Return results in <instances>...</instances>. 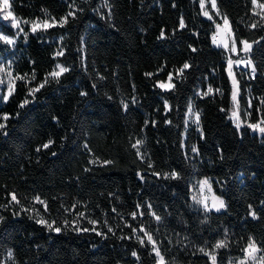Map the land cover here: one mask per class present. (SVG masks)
<instances>
[{
    "label": "trees",
    "instance_id": "trees-1",
    "mask_svg": "<svg viewBox=\"0 0 264 264\" xmlns=\"http://www.w3.org/2000/svg\"><path fill=\"white\" fill-rule=\"evenodd\" d=\"M10 5L23 31L0 20V29L15 36L13 45L0 41V64L15 78L7 101L0 85V122L3 113L11 114L0 130V264H155L141 223L166 264H211L201 247L217 255V264H231L244 256L251 238L264 251V134L246 125L237 129L231 118L229 53L212 43L219 18L209 3L205 9L212 20L203 15L199 0H10ZM217 6L238 41L264 36V18L252 12L251 0H217ZM69 12L76 16L62 26L30 30L36 18L59 20ZM253 23L256 28L250 27ZM190 45L197 50L192 52ZM60 50L63 56L53 55ZM262 57L264 41L253 45L254 77L236 73L241 115L249 110L252 122L264 115ZM185 61L191 67L180 76L176 70ZM59 63L70 70L59 82L48 77L43 88L30 94ZM169 72L176 88L160 89L156 81L167 82ZM209 86L212 93L197 95ZM24 99L29 103L21 108ZM191 102L200 113L199 127L185 123ZM49 139L54 143L37 152ZM136 139L144 141L138 146L143 160L131 147ZM193 146L198 153L191 151ZM173 171L179 176L164 175ZM204 177L211 179L226 208L205 212L196 207L193 187ZM13 192L19 204L11 200ZM36 195L47 202V211ZM30 209L55 219V226L64 219L69 225L60 233L50 231ZM91 219L100 223L91 225ZM76 227L104 232L112 227L115 235L105 238ZM137 234L144 236L143 245ZM219 240L226 247L216 249Z\"/></svg>",
    "mask_w": 264,
    "mask_h": 264
},
{
    "label": "snow or ice",
    "instance_id": "snow-or-ice-1",
    "mask_svg": "<svg viewBox=\"0 0 264 264\" xmlns=\"http://www.w3.org/2000/svg\"><path fill=\"white\" fill-rule=\"evenodd\" d=\"M206 2H207V0H199V5H200V8L203 9V15L205 17H208L209 20H212L213 19L212 15L209 13V11L207 9H205ZM251 3L253 5L252 12L257 14V15H260L262 18H264V3H260V0H251ZM211 7L216 10V15L217 16H221L220 9L217 6V0H211ZM10 8H11V5L9 3V0H2V2H0V9L7 10V9H10ZM257 8L260 9L259 12H257ZM80 11H83V9H80ZM69 16L74 18L76 16V13L75 12H69L67 15H65L64 17H61L59 20H56V18H54V17L51 19V21L50 20L41 21L39 18H36V20L31 22L30 30L33 33H35L38 29L47 30V29L52 28V27L57 26V25L62 26V25L66 24L68 22ZM3 18L5 20H8L9 18H11L10 26H14V27H17V28L20 27V21L14 16V14H13V12L11 10L6 11ZM221 19L223 20V23L222 24L221 23H216L215 24V29L216 30L212 32V35H211L212 43L215 44V45H218V46H222L229 53H236V54H238V44H239L240 45L239 51H242L245 54V57H247L246 59H233L231 56H229L228 59H227V72H228V75L231 77L232 83H233V91L231 93V96H232V100L235 102L236 99H237V89H236L235 86L237 85L238 82H237L236 77H235V75L233 73V65H237V66L244 65L245 67H250L251 68V74L254 76L256 71H257V65L252 60L253 45L259 44L260 41H264V36H261L259 40H253L251 42L249 40H247V39H243V40H239L238 41L236 36H235V34H234V32H233V29L230 27L228 17L226 15H222ZM25 23H28V21H25ZM261 26L264 27V25H261ZM179 27L181 29H183L185 27V22H184L183 17H181L180 20H179ZM250 27L256 28L257 24L253 23V24L250 25ZM20 31H23V29L21 28ZM173 31H175V30H173ZM165 35H166L165 31L162 29L161 32H160V38H164ZM61 39H63V37H61ZM0 41L4 42L7 45H13L15 43V36L4 34L2 29H0ZM189 47L191 48L192 52H195L197 50L194 46L190 45ZM3 50L4 49L0 48V51H3ZM53 55L54 56H63L64 55V51L63 50L57 51ZM262 60H264V57H262ZM190 67H191V64L188 61H185V62H183L182 66H180L176 70V72L180 76H183V74L185 73V70L190 69ZM56 68H58L59 70L57 71V70L53 69L51 72L47 73L46 76H45L44 81H42L40 84H38L36 86V88L30 89V94L34 95V93L36 91H39L41 88H43L45 86V84H47L49 82L48 81V77H51L53 80H56L57 82H59V77L63 73H66V72H68L70 70L68 67H65V66L60 65V64L56 65ZM160 70H162V69H158V71H160ZM4 71H5L4 65L0 64V72H4ZM145 75L151 77V76L154 75V73L147 72V73H145ZM20 78H22V77H20ZM173 79H174V73L169 72L168 75H167L168 82L165 83L162 80H157L156 81V85H158V87L160 89H163V90H173V89L176 88V84L173 82ZM93 87H95V85H93ZM12 91H13V82H12V80H9V82H8V94L3 96V99L5 101H7L9 99V96L11 95ZM211 92H213V88L211 86H209L208 89H207V92L202 93V94L203 95H207L208 93H211ZM81 95H87V93L86 92H82ZM109 98H111V97H109ZM28 103H29L28 99H24L23 101H21L20 107L23 108L24 105H26ZM133 103H135V98L134 97H133ZM261 103L264 104V99L261 100ZM164 104H165L166 108L170 107V105L168 104V101H164ZM122 105H123V109L125 111H127L128 107H129L128 104L126 102L122 101ZM250 106H251V101L249 100V107ZM187 112L189 113L190 116H194L195 117L194 123H196L197 126L199 127V121H200V113H199V111H194L193 105L191 103H189L188 106H187ZM10 115H11L10 113H3L2 119H3L4 122H0V130H4L6 128V121L9 119ZM17 115H18V113H17ZM248 115H251V113H248ZM232 116L235 118V124H236L237 129H239L241 127V125L244 123V121L239 119V116H238L236 111H233ZM166 122L167 123H171V121H166ZM154 123L155 122H153V124ZM185 123H187V121H185ZM247 127L252 129L254 132L258 131L259 133L264 134V115H261L260 118L257 120V122L248 123ZM4 134L7 135L6 132ZM201 134H203L202 133V129H201ZM53 143H54V141L49 139L47 142H45L44 144L39 146L36 149V151L39 152L41 147L44 148V149H48L49 146L52 145ZM143 144H144V141L142 139H136L135 143H133L131 145V147L136 150V155L138 157H140L141 160L145 159V156H144L143 153H141L140 147H138V146L143 145ZM90 150L91 149H89V151ZM191 151L193 153H198L199 149L196 146H193ZM220 151L222 152L223 150L221 149ZM53 155H55V153H53ZM97 159H99V158H97ZM221 159H223V156H221ZM95 162L96 161H92V163H95ZM102 163L103 164H110L112 162L109 161V160H104V161H102ZM149 167H152V165H149ZM85 170L87 171L88 169H85ZM154 174L156 176H160L161 175V173H159V172H156ZM137 175L139 176V178L141 180L144 179V175L142 173L138 172ZM164 175L165 176H169L170 175L172 178H176V177L179 176V173L173 171L170 174L169 173H164ZM205 187H207L209 192H211V187L212 186L209 183V180L207 178H205L203 181L200 182V191L203 192ZM10 195H11V200L12 201H15L17 204L20 203V199L17 197L15 192L11 193ZM34 199L37 202H39V203H41L43 205L45 211L48 210L47 202L45 200H43L39 195H36L34 197ZM192 199L197 204L202 205L204 210H205V212L211 211L212 209H215L216 211H219L220 209H223V208L227 207L224 199L221 196L216 195L215 193H212V195H211V204L210 205L208 203V200H209L208 196H196V195H194L192 197ZM136 207L139 209L142 206L137 204ZM147 208L149 210H151L152 209V205L149 203L147 205ZM249 208L251 209L252 206L249 205ZM75 209H76V205L73 204L71 206V210L75 211ZM66 210H68V209H66ZM112 211L115 212L116 209L113 208ZM15 214L16 213H14V215ZM143 214H144L143 211H141L140 215L142 216ZM75 215L77 217H84L85 219H88L85 216L84 212L76 211ZM130 215L132 216L133 220H135V218L137 216V212L133 211V212H131ZM151 215L153 217H155V219L157 221L161 220V217L159 215H157L155 213V211H152ZM250 215L255 218L256 217V212L253 210V211L250 212ZM2 220H3V217H0V221H2ZM36 222L39 223V224L45 225L50 231H53L55 233H60L61 230H62V227H65V226L69 225V221L67 219H64L60 226H55V225H57V221L55 219H52L51 221L46 220V219H39ZM71 223L72 224H77L78 221L74 220ZM89 223L91 225H97V224L100 223V221H98L96 219H91V220H89ZM104 223L107 224V220H105ZM128 227L131 228V231L133 233H138V229L135 228V227H132L131 224H128ZM73 230L77 231V232H80V231H83V232L92 231V232H96L98 235L104 236L105 238H107L108 233H112L113 235H115V231H114V229L112 227H109L107 232L101 231L100 229L95 228V227H91V228L76 227ZM139 231L143 232L144 236H147V240L151 243V251L153 253H155V257H154L155 264H166L165 255L162 254L160 248L157 245L156 239H154L152 233L150 231H148L144 227L143 223H141L139 225ZM144 236H141V235L137 234V240L140 242L141 245H143L145 243ZM120 238L123 239L124 237L121 236ZM129 238H131V237H129ZM214 247L216 249H219L221 247H226L225 241L224 240L217 241L216 244L214 245ZM200 251L206 253V255L208 256V258L211 261V264H217V255L213 251H211V250L206 251L204 247H201ZM242 251L245 253V255L240 260L239 264H246V261H248L249 258H251V260L254 261V262L257 261V257H256L255 254L258 251H261V249L257 245L256 240L254 238H251V239H249V241L247 242L245 247L242 249ZM131 254H132V256L137 257L139 259L138 253L136 251H133ZM9 255H12V253L9 252ZM258 264H264V256L259 257Z\"/></svg>",
    "mask_w": 264,
    "mask_h": 264
},
{
    "label": "rangeland",
    "instance_id": "rangeland-1",
    "mask_svg": "<svg viewBox=\"0 0 264 264\" xmlns=\"http://www.w3.org/2000/svg\"><path fill=\"white\" fill-rule=\"evenodd\" d=\"M0 2H2V0H0ZM9 3H10V0H9ZM207 3H209L210 5H211V0H207V2H206V4H205V8H206V5H207ZM213 9V8H212ZM8 10H11L12 11V9L10 8V9H7V10H5V9H0V20H2V21H4V22H6L7 24H9L10 25V20H11V18H9L8 20H5L3 17H4V14H5V12L6 11H8ZM215 12H216V10L215 9H213ZM260 11V9L259 8H257V12H259ZM14 14V13H13ZM223 14H221V16H222ZM15 16V15H14ZM221 16H218V18H219V23H223V20L221 19ZM16 17V16H15ZM17 18V17H16ZM18 19V18H17ZM19 20V19H18ZM229 20V19H228ZM20 21V20H19ZM230 24V23H229ZM30 26H31V23H30ZM15 30H17V31H20V29L22 28V23H21V21H20V27L19 28H17V27H14V26H12ZM231 27V26H230ZM37 31H44L43 29H38ZM5 34V33H4ZM8 35V34H7ZM222 47V46H221ZM239 48H240V45L238 44V54H236V53H229L227 50V52L229 53V56H231L233 59H246L247 57H245V54L242 52V51H239ZM60 65H63V64H61V63H59ZM3 65H4V67H5V71L4 72H0V85L1 86H3V87H5L6 88V90H7V93H6V95L8 94V82H9V80H12V82H13V90H14V82H15V78H14V76L12 75V72H11V70L7 67V65L6 64H4L3 63ZM64 66V65H63ZM59 69L57 68V71H58ZM238 71H240V72H242L243 74H244V76L249 80V79H251L252 77H254L252 74H251V68L250 67H245L244 65H239V66H237V65H233V73H234V75H235V77H236V80H237V85L235 86L236 87V89H237V99H236V101L234 102L233 100H232V98H231V108H230V115H231V118H232V120L234 121V123H235V118L232 116V113H233V111H236L237 112V114H238V116H239V119L240 120H242V121H244V123L241 125V127L242 126H247L248 125V123H255V122H252L251 121V115H248V113H250L249 112V110H247V112H246V117H243L242 115H241V109H240V101H239V97H240V92H241V90H240V82H239V80H238V78H237V76H236V73L238 72ZM174 77H175V75H174ZM229 78H230V81H231V85H232V91H233V83H232V79H231V77L229 76ZM168 82V81H167ZM167 82H165V83H167ZM13 92V91H12ZM205 92H207V91H202V90H199L198 92H197V95L198 96H204L202 93H205ZM212 93V92H211ZM12 94V93H11ZM191 104L193 105V102H191ZM193 109H194V111H196V109L194 108V105H193ZM194 119H195V117L194 116H190L189 115V113H188V119H187V122H188V124L189 125H195V126H197V124L196 123H194ZM200 122V121H199ZM255 132H258V131H255ZM259 133V132H258ZM206 177H204V178H202L201 180H198V181H196L195 182V185H194V187H193V196L194 195H196V196H208L209 197V200H208V203H209V205L211 204V195H212V193H215V191H214V189H213V186H212V182H211V179L210 178H207L208 180H209V183L211 184V192H209V190L207 189V187H205V189L203 190V192H201L200 191V182L201 181H203L204 179H205ZM216 194V193H215ZM194 203H195V205H196V207H198V208H200V209H203L204 210V208H203V206L202 205H200V204H197L195 201H194ZM24 209V208H23ZM25 209L27 210L28 208L27 207H25ZM24 209V210H25ZM212 210H215V209H212ZM31 213H33L35 216H36V218H38V220L39 219H46V220H49V221H51V219H49V217H47L46 215H44V214H41V213H38L37 211H35V210H33V209H30L29 210ZM147 238V237H146ZM148 241V240H147ZM149 242V241H148ZM149 244L151 245V243L149 242ZM244 255H245V253H244ZM256 257H257V261H252L251 260V258H249V260L248 261H246V264H258V261H259V257H261V256H264V251H258L256 254ZM244 256H242L241 258H239V259H234L233 261H232V263L231 264H239V262H240V260L243 258Z\"/></svg>",
    "mask_w": 264,
    "mask_h": 264
}]
</instances>
